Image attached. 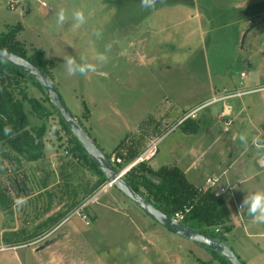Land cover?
<instances>
[{"label": "rangeland", "instance_id": "rangeland-1", "mask_svg": "<svg viewBox=\"0 0 264 264\" xmlns=\"http://www.w3.org/2000/svg\"><path fill=\"white\" fill-rule=\"evenodd\" d=\"M177 3L195 6V13ZM61 7L84 11L86 23L76 28L69 21L58 27ZM16 28L15 38L28 55L43 52L62 102L106 155L122 145L123 156L135 155L138 135L132 132L140 128L145 111L151 113L150 128L163 114L180 118L182 110L204 104L215 88L264 84V0H156L151 8L142 7L141 0H48L47 6L41 0H0V36ZM106 46L108 61L96 72L67 75L64 56L96 63L95 56L105 53ZM241 71L248 73L246 81L239 79ZM249 78L256 83L249 84ZM20 85L48 105L31 82ZM223 103L232 106L230 116L227 109L222 112ZM25 111L29 131L45 126L43 157L28 162L0 143V264H224L153 221L116 188L99 187L88 194L99 176L73 157L57 114L40 119L29 105ZM196 112L195 135L185 137L182 126L175 125L169 137L178 143L180 165L191 164L188 179L197 186L219 176L213 186L218 190L227 187L224 169L240 172V179L253 175L231 185L222 199L230 237L240 234L246 242L259 243L260 250H242L239 242L226 241L241 257L253 259L247 261L264 264V238L246 239L231 196L242 204L253 188L264 187V147L254 143L264 135V101L249 94ZM166 142L158 146L160 151ZM188 142L194 146L190 154L185 151L192 147ZM157 160H149L151 166L156 168ZM213 188L209 190L216 195ZM256 231L264 233V224L258 223ZM22 239L27 241L21 244Z\"/></svg>", "mask_w": 264, "mask_h": 264}, {"label": "trees", "instance_id": "trees-1", "mask_svg": "<svg viewBox=\"0 0 264 264\" xmlns=\"http://www.w3.org/2000/svg\"><path fill=\"white\" fill-rule=\"evenodd\" d=\"M17 31L18 29L16 28L1 35L0 48L27 59L51 80L50 65L43 57V52L37 49L28 55L23 43L15 38ZM23 80H28L36 86L45 95V102L48 105H45L35 97L28 96L24 87L20 85ZM25 105H29L30 109L40 119L50 115L52 112L59 117L48 96L32 77L20 68L0 60V143L6 144L9 149L15 151L16 155L25 161L33 162L43 157L44 143L42 137L45 132V126L42 124L38 127L31 126L30 131L27 129L30 124ZM187 119L183 121L185 122L184 131L195 133L198 129L196 121ZM59 122L63 130L69 135L73 157L82 160L99 176V180L88 192L91 195L92 191L102 187L107 182V179L71 135L60 117ZM80 125L82 126L81 123ZM6 126L11 127V135L5 134ZM260 142L264 144V135L260 138ZM111 155L108 154L106 156L110 158ZM134 156L133 154L129 155L125 158L124 163L129 162ZM123 178L138 194L166 215L173 218L175 214L180 213L182 215L180 222L184 225L227 243L225 234L231 230V224L223 200L210 190L198 191V188L186 181L183 172L176 166H163L153 170L149 165L139 163L124 174ZM26 239L20 240L21 244L26 242ZM210 252L224 264H229L224 258L212 251Z\"/></svg>", "mask_w": 264, "mask_h": 264}, {"label": "water", "instance_id": "water-1", "mask_svg": "<svg viewBox=\"0 0 264 264\" xmlns=\"http://www.w3.org/2000/svg\"><path fill=\"white\" fill-rule=\"evenodd\" d=\"M0 60L20 68L34 79L48 96L50 103L71 135L106 177L107 182L111 183L112 187L116 188V190H118L124 197L133 202L142 210V212L175 235L216 253L224 258L229 264H245L227 243L218 238L197 232L180 221L166 215L129 186L123 176L116 171L106 154L102 152L93 139L83 129L75 116L71 114L64 105L53 82L37 66L29 62L27 59L2 48H0ZM54 241L55 239L45 242L38 248V250L47 247Z\"/></svg>", "mask_w": 264, "mask_h": 264}, {"label": "crops", "instance_id": "crops-1", "mask_svg": "<svg viewBox=\"0 0 264 264\" xmlns=\"http://www.w3.org/2000/svg\"><path fill=\"white\" fill-rule=\"evenodd\" d=\"M125 1V0H124ZM178 5L177 6H182L180 9L181 10H184V11H186L187 13H195V6H190V5H188V6H186V7H184V5L183 4H179V3H177ZM159 9H160V7L158 8V9H155V10H153V11H151L150 13H148V14H146V15H150V14H153V13H156L157 11H159ZM176 10H178V9H176ZM180 11V10H179ZM172 12V11H171ZM167 13H169V11L167 12ZM162 14V13H161ZM163 14H164V12H163ZM162 14V15H163ZM249 80H250V83L249 84H254V83H256V81H254L255 79L254 78H252V80L249 78ZM257 81H259L260 82V78L259 79H256ZM246 81V80H245ZM261 83V82H260ZM258 84V83H257ZM257 84H254V86L255 85H257ZM236 84L234 83V84H232V83H230L228 86H230V87H234ZM223 87H225V86H223ZM222 87V88H223ZM216 91H219V88H215V89H213L212 91H211V93L213 94L214 92H216ZM207 102V101H206ZM200 107V106H199ZM199 107H195V108H191L190 110H182V116L183 115H185V114H187L188 112H191V111H193V110H195V109H197V108H199ZM221 108H222V112L224 113L225 112V110L227 109V116H230L231 115V113H232V106L231 105H229V104H227V103H223L222 104V106H221ZM202 109V108H201ZM203 109H204V107H203ZM149 111V110H148ZM148 111H145L144 113H143V115H142V119H141V122H140V128H138V129H135L134 130V132H132V134L133 135H138V141L136 142V144H137V147H136V149H135V151H134V153H135V156H138L145 148H147L148 147V145L152 142V141H154V140H156L157 138H160V140H159V142H158V144H157V147H156V152H155V154H154V156L151 158V160L150 161H152V160H154V159H158L157 160V165H155V166H157L156 168L155 167H153V166H151V164H150V161L148 162V164L147 165H149L153 170H156V169H158V168H160V167H163V166H176L178 169H180L182 172H183V174H184V176H185V179H186V181L189 183V184H191L192 186H194V187H203V186H205L206 185V180H205V183L204 184H202V185H199V186H197V185H194L193 183H191V181L188 179V175H187V171L188 170H191L192 169V166H191V164H189V165H187L186 167H184V166H182V165H180V161H179V157H178V155H177V150H178V143H177V141L175 142V138H169L171 135H173L174 134V132H173V130L172 131H170L169 132V129L170 128H173L179 121H180V119H181V117L179 118V116H176L175 118L173 117V116H170L169 114H163V115H161L160 116V119H159V122H158V124H156L155 126L154 125H151V127L149 128L148 127V125H149V120H150V117H149V115L151 114V113H149ZM149 113V114H148ZM195 114L197 115L198 113L197 112H195ZM195 114H194V116H192V117H189L187 120H194V121H197V119H199V118H197V117H195ZM143 121L145 122V124L144 125H142V123H143ZM163 121V122H162ZM184 124H185V122H181L179 125H178V127L179 126H182V129H183V127H185L184 126ZM228 124V123H227ZM162 125H164V130L163 129H161L159 132H157L156 134H155V132L156 131H153V130H159L160 128H161V126ZM263 126V125H262ZM262 126H261V128H262ZM165 132V133H164ZM181 133V135H184L185 137H189V136H187V135H191V133H187V132H185L184 131V129L182 130V132H180ZM193 135H195V133H193ZM260 140V139H259ZM165 141H167L166 142V144H165V146H162V148H161V151L159 150V145L161 144V143H163V142H165ZM95 142V141H94ZM190 145L192 144V143H190V142H188ZM125 146H119V147H116V150L114 151H112L110 154H112V155H115V156H118V157H120L122 160H125V158H127V157H125V156H123V148H124ZM100 148V147H99ZM101 149V148H100ZM102 150V149H101ZM125 150V149H124ZM185 151H187L189 154L190 153H192L193 151H194V146H193V144H192V147H190V146H188L187 148H186V150ZM102 152L104 153V151L102 150ZM126 152H127V150H126ZM128 153H130L129 151H128ZM130 155H132V154H130ZM131 160H133V158L131 159ZM233 163H234V161L232 162H228V163H226V165H227V168L228 169H230L231 168V166H233ZM261 163H263V165H264V158L261 160ZM259 171H261V169H259ZM222 176H224V178H225V183H226V186L229 188L228 189V191H231V189H232V187H231V185H233V184H237V185H239V184H242V183H245L249 178H252V176H249V177H245V178H243V179H240V176H241V173L240 172H237V171H232V173L231 172H229V170H227V169H224L223 171H222ZM216 177V176H215ZM219 177V176H218ZM242 178V177H241ZM261 179V178H260ZM259 179V180H260ZM219 180H220V177H219ZM258 180V181H259ZM257 181V182H258ZM106 183H104L103 184V186L105 185ZM222 186V185H221ZM257 188H253V192L252 193H254L255 191H257V190H264V187H262V185H257L256 186ZM113 187H111V188H106V190L107 189H112ZM213 189H215V190H217L218 191V188H213ZM226 193V192H225ZM222 195L223 194H220L219 195V197L222 199ZM231 196H232V198H233V204H235L234 206H235V208H236V213H237V215H238V220L240 221V223H241V226H242V228H243V231H244V236L246 237V239H254V238H264V233H261L260 231H256L257 233H255V230H257V224L258 223H254V221H253V218L250 216V215H248V213L247 212H245L244 213V209H238L237 208V206L238 205H241L239 202L237 203V201H236V199H235V197H234V195L231 193ZM223 200V199H222ZM243 212V213H242ZM236 227V226H235ZM233 230V229H232ZM230 234H231V231H229L228 233H226L225 234V236L228 238V239H233L234 240V242L235 241H237V242H239L241 245H240V248L242 249V250H245V248H246V246H247V250H253V252H256L257 250H260V245H259V243H258V245L257 246H255L253 243H251L250 241H248V242H246L245 240H243L244 238H241L240 237V234H235V233H232V237H230ZM238 238V239H237ZM235 239H237V240H235ZM198 246V245H197ZM231 246V245H230ZM200 247V246H199ZM202 248V247H201ZM233 248V247H232ZM202 249H205V248H202ZM207 250V249H206ZM208 252H209V250H207ZM236 252V251H235ZM206 253V252H205ZM210 254V253H209ZM236 254H237V252H236ZM238 256H239V258H242V260H243V262L245 263V264H252L250 261H247L248 259L249 260H253V259H251L250 258V256L248 255L247 256V258H243V257H241V254L240 253H238L237 254ZM210 257H211V255H209ZM246 262H248V263H246Z\"/></svg>", "mask_w": 264, "mask_h": 264}, {"label": "clouds", "instance_id": "clouds-1", "mask_svg": "<svg viewBox=\"0 0 264 264\" xmlns=\"http://www.w3.org/2000/svg\"><path fill=\"white\" fill-rule=\"evenodd\" d=\"M42 3L47 6L48 0H41ZM142 7L151 8L156 4V0H141ZM71 21L73 26L76 28L81 27L86 23V16L82 10H73L69 11L68 9L61 7L56 12V25L62 27L65 23ZM97 38H100L102 35L100 30L95 32ZM110 50V46H106L105 53H98L95 56L94 62H89L85 57L81 56L80 61L78 62L74 56H64V65L65 70L68 76H74L76 74L87 75L88 73L96 72L98 66L107 63L108 56L106 52ZM5 134L11 135V127H5ZM241 141L246 145L247 139L244 136L240 137ZM257 148L264 147V144L259 141H254ZM240 209H246L248 215L253 218L254 223L264 224V190H257L254 193L246 196L240 205Z\"/></svg>", "mask_w": 264, "mask_h": 264}, {"label": "built area", "instance_id": "built-area-1", "mask_svg": "<svg viewBox=\"0 0 264 264\" xmlns=\"http://www.w3.org/2000/svg\"><path fill=\"white\" fill-rule=\"evenodd\" d=\"M238 76L241 81H244L247 78L248 73L246 71H241ZM249 94H259L262 100L264 101V84H257L255 86H252L251 88H244V89H234V88L228 89L226 87L222 88L220 89V91L214 92L210 100L200 105L199 108L183 115L180 121L176 124V126L179 125L181 122H183L185 119L194 116L195 112L198 109H201L207 105L215 104L218 102H224L225 100L230 98L242 97ZM172 129H174V127L169 129V131H171ZM159 140L160 138H157L156 140L152 141L147 148H145L138 156H136L130 162L124 163V161L120 157L115 155H111L109 160L111 164L115 167L116 171L121 176H124V174H126L128 171H130L133 167H135L139 163H144L151 160V158L154 156L156 152V147ZM218 182H219V177L208 178L206 180V185L202 189H198V191L203 192L209 190L213 188V186H215ZM109 187H112L111 183L106 182L104 187H101L100 191ZM228 189H229L228 187H220L218 192L216 193V196H219L220 194L226 192ZM237 208L240 209V205H238ZM173 219L180 221L182 219V215L180 213H177L175 214Z\"/></svg>", "mask_w": 264, "mask_h": 264}]
</instances>
